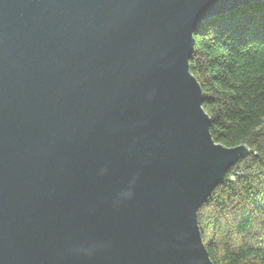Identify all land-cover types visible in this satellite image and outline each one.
<instances>
[{
	"label": "water",
	"instance_id": "water-1",
	"mask_svg": "<svg viewBox=\"0 0 264 264\" xmlns=\"http://www.w3.org/2000/svg\"><path fill=\"white\" fill-rule=\"evenodd\" d=\"M259 0H0V264H214L199 209L249 155L192 73Z\"/></svg>",
	"mask_w": 264,
	"mask_h": 264
},
{
	"label": "trees",
	"instance_id": "trees-1",
	"mask_svg": "<svg viewBox=\"0 0 264 264\" xmlns=\"http://www.w3.org/2000/svg\"><path fill=\"white\" fill-rule=\"evenodd\" d=\"M190 68L214 140L250 148L200 207L203 241L214 264H264V0L204 22Z\"/></svg>",
	"mask_w": 264,
	"mask_h": 264
}]
</instances>
